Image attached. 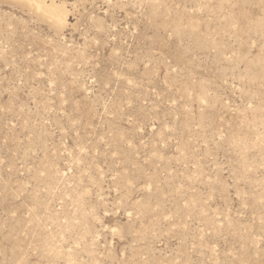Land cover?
Instances as JSON below:
<instances>
[{"label":"rangeland","instance_id":"374dc122","mask_svg":"<svg viewBox=\"0 0 264 264\" xmlns=\"http://www.w3.org/2000/svg\"><path fill=\"white\" fill-rule=\"evenodd\" d=\"M44 2L0 0V264H264V0Z\"/></svg>","mask_w":264,"mask_h":264},{"label":"bare ground","instance_id":"6f19581e","mask_svg":"<svg viewBox=\"0 0 264 264\" xmlns=\"http://www.w3.org/2000/svg\"><path fill=\"white\" fill-rule=\"evenodd\" d=\"M42 5L48 9L49 8V11L55 13V16L59 18V21H63L62 18H63V13H64V10L62 8H54L53 6H47L44 2V0H40ZM51 9V10H50Z\"/></svg>","mask_w":264,"mask_h":264}]
</instances>
